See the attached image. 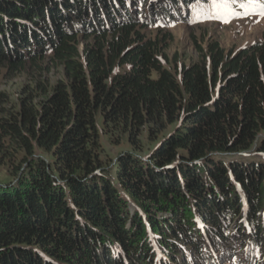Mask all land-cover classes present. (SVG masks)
I'll return each instance as SVG.
<instances>
[{"label": "trees", "instance_id": "16d2710c", "mask_svg": "<svg viewBox=\"0 0 264 264\" xmlns=\"http://www.w3.org/2000/svg\"><path fill=\"white\" fill-rule=\"evenodd\" d=\"M209 3L0 0V264H264V37L163 52Z\"/></svg>", "mask_w": 264, "mask_h": 264}, {"label": "rangeland", "instance_id": "374dc122", "mask_svg": "<svg viewBox=\"0 0 264 264\" xmlns=\"http://www.w3.org/2000/svg\"><path fill=\"white\" fill-rule=\"evenodd\" d=\"M222 20H205L200 23L179 22L167 29V33L172 34L168 38V44L163 48L171 59L178 54V66L183 62L190 64L197 61L199 52L196 48V41L199 43L208 40H218L226 49H239L245 45L255 41H261L264 37V16L260 15L259 9L250 7L244 10L238 18H226ZM157 31L150 30L147 32L149 36H155ZM168 66L169 63L166 62ZM62 75V71L53 69L50 72H45L50 81L58 79ZM39 73L36 68L28 65L23 71L9 73L6 70L1 75V89L8 92L11 100H16L18 95L22 93L25 86L33 83L34 78L38 77ZM9 106V105H8ZM126 144L107 145L108 151L115 156L118 152L124 150ZM13 179L9 176L4 168H0V183ZM225 264H230L229 258L222 256Z\"/></svg>", "mask_w": 264, "mask_h": 264}, {"label": "snow or ice", "instance_id": "6c2138e0", "mask_svg": "<svg viewBox=\"0 0 264 264\" xmlns=\"http://www.w3.org/2000/svg\"><path fill=\"white\" fill-rule=\"evenodd\" d=\"M233 3L234 0H210V3L204 6V9L200 14L208 19L225 18V22H227L226 18L235 13ZM241 7L259 9L260 15L264 16V3H261L260 0H249L248 4H242Z\"/></svg>", "mask_w": 264, "mask_h": 264}]
</instances>
